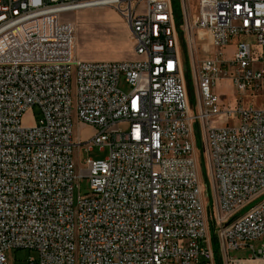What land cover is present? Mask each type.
<instances>
[{
	"label": "built area",
	"instance_id": "1",
	"mask_svg": "<svg viewBox=\"0 0 264 264\" xmlns=\"http://www.w3.org/2000/svg\"><path fill=\"white\" fill-rule=\"evenodd\" d=\"M97 8L123 17L134 61L74 59L62 17ZM224 80L264 88V0H0V264L20 249L24 264L264 260V200L238 216L264 197V104L224 105ZM75 123L94 134L75 142ZM94 147L108 154L77 168Z\"/></svg>",
	"mask_w": 264,
	"mask_h": 264
},
{
	"label": "rangeland",
	"instance_id": "2",
	"mask_svg": "<svg viewBox=\"0 0 264 264\" xmlns=\"http://www.w3.org/2000/svg\"><path fill=\"white\" fill-rule=\"evenodd\" d=\"M65 21H69L74 27V35H75V44H73V57L74 59L86 60L87 62H109L104 59L107 57L114 58L119 57L122 53L129 52L128 42V32L125 26L123 25L125 22L123 17L114 9L111 8H101L87 11H80L76 13H72L69 15H65L62 17ZM120 19L123 22H120ZM103 20L105 24H102ZM178 23V20H177ZM250 44H255L253 39L248 40ZM235 44V40L232 41L231 47H228L224 54L225 57L228 58L232 55L234 51L233 45ZM256 68L263 69L261 66H256ZM189 66H184V77L190 85H192V74L188 73ZM189 99L191 104L195 103V94L192 86L189 88ZM218 94L221 96H230L227 99L228 101L237 99L238 106H250L259 107L264 104V88L258 90H248L244 97H235V89L233 88L230 81H220L215 88ZM225 100V98H223ZM235 101V100H234ZM232 104L234 102H231ZM231 108H235V104L229 106ZM39 116V110L37 107H34L31 111H28L23 118V124L26 127H31L34 125L35 120ZM234 124V121H232ZM217 125H221L220 122ZM122 128H126L123 126ZM94 134L93 129L87 128L84 125L79 126L76 123L73 126V139L75 142L78 140L87 141ZM201 152H202V144L197 137V140L194 145L193 155L195 159L199 162V172L201 183L204 188L205 185V172L201 162ZM108 151H101L98 147H94L91 150L88 149H75L74 152V160L77 165V168L83 169L84 162L87 158H95V159H104ZM79 190L82 195H85L89 192V180L84 178L81 180V183L78 187L75 188L74 191V203L76 204L78 201ZM205 200H208L210 195L205 194ZM264 200V197L256 200L254 203L248 205L244 209L240 211L238 216L245 214L250 208L255 206ZM255 247L259 246V243H253ZM232 257L236 258H245V262L248 264H264V260L250 261L247 260L248 252L244 251H234L231 253ZM36 254L33 251H29L27 249H20L16 251H10L7 253V264H24V261H27L30 258H35Z\"/></svg>",
	"mask_w": 264,
	"mask_h": 264
},
{
	"label": "crops",
	"instance_id": "3",
	"mask_svg": "<svg viewBox=\"0 0 264 264\" xmlns=\"http://www.w3.org/2000/svg\"><path fill=\"white\" fill-rule=\"evenodd\" d=\"M97 9H101V8H97ZM91 10H94V9H91ZM85 11H87V10H85ZM119 20H120V22L121 21L123 22L122 19L119 18ZM98 21H101L102 24L106 25V23L103 20H99L98 19ZM123 23H124L123 25L125 26V28L127 29V32H128L129 39H128L127 44L129 45V52L122 53V55L119 56V57H114V58L107 57V58L104 59L105 61H109V62H123V61H134L136 59V56H135V53H134V39L132 37L131 31L128 28L127 24L125 22H123ZM231 46L232 45H230L229 47H231ZM233 47H234V45H233ZM80 60L81 61H86V60H83V59H80ZM224 81H227V80H224ZM223 98H225V100H223ZM226 98H229V100H230V96L229 97L228 96H221V99H222L224 105L231 106V105L235 104V106H236V101H234L235 99L227 102ZM231 102H234V103L232 104ZM79 126H82V125H79ZM85 127L91 128V127H88V126H85Z\"/></svg>",
	"mask_w": 264,
	"mask_h": 264
},
{
	"label": "bare ground",
	"instance_id": "4",
	"mask_svg": "<svg viewBox=\"0 0 264 264\" xmlns=\"http://www.w3.org/2000/svg\"><path fill=\"white\" fill-rule=\"evenodd\" d=\"M73 43L75 44V35H74V42ZM239 264H248V263L247 262H241Z\"/></svg>",
	"mask_w": 264,
	"mask_h": 264
},
{
	"label": "trees",
	"instance_id": "5",
	"mask_svg": "<svg viewBox=\"0 0 264 264\" xmlns=\"http://www.w3.org/2000/svg\"><path fill=\"white\" fill-rule=\"evenodd\" d=\"M188 73H190V70H188ZM192 83V82H191ZM187 85H188V89L192 86V85H190L189 83H187ZM189 91H190V89H189Z\"/></svg>",
	"mask_w": 264,
	"mask_h": 264
}]
</instances>
